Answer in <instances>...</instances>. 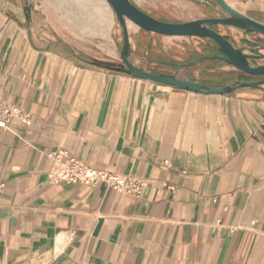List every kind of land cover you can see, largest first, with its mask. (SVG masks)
I'll return each mask as SVG.
<instances>
[{
	"label": "crops",
	"instance_id": "obj_1",
	"mask_svg": "<svg viewBox=\"0 0 264 264\" xmlns=\"http://www.w3.org/2000/svg\"><path fill=\"white\" fill-rule=\"evenodd\" d=\"M223 1L264 25V0ZM131 2L172 23L218 16L197 0ZM136 28L131 60L143 70L172 73L152 59L162 52L212 54L204 40ZM121 44L106 0H0V96L31 116L0 129V264H264V86L199 94L91 61L115 60ZM179 76L214 87L258 79L220 60ZM58 150L145 187L130 196L49 183Z\"/></svg>",
	"mask_w": 264,
	"mask_h": 264
},
{
	"label": "water",
	"instance_id": "obj_2",
	"mask_svg": "<svg viewBox=\"0 0 264 264\" xmlns=\"http://www.w3.org/2000/svg\"><path fill=\"white\" fill-rule=\"evenodd\" d=\"M111 7L117 26L121 33V48L119 57L121 67L110 65L101 66L106 69L127 74L133 78L150 81L170 87L183 89L193 93L206 95H228L244 88L263 89L264 86V44L251 42L247 36L255 34L264 38V25L235 11L223 0H197L218 16L195 19L183 23L161 21L143 12L135 6L131 0H106ZM25 11L31 15V6L27 5ZM128 23H132L138 29L161 36L173 38H198L206 41L211 50L210 56H201L189 62L179 63L175 70L169 74H158L143 70L131 60V47ZM215 26L236 29L242 35L245 44L253 47L235 46L217 30ZM204 60H220L231 65L237 71L257 80H235L230 84L214 87L207 84L182 79L180 71L185 67H196ZM94 65L99 66V64Z\"/></svg>",
	"mask_w": 264,
	"mask_h": 264
},
{
	"label": "built area",
	"instance_id": "obj_3",
	"mask_svg": "<svg viewBox=\"0 0 264 264\" xmlns=\"http://www.w3.org/2000/svg\"><path fill=\"white\" fill-rule=\"evenodd\" d=\"M12 119H19L26 126L31 124L29 112L0 96V129H6ZM48 157L52 161L47 175L49 183L67 181L91 186L101 182L108 189L130 196H139L145 187V181L136 177L92 169L64 150L52 152ZM2 191L0 184V195Z\"/></svg>",
	"mask_w": 264,
	"mask_h": 264
},
{
	"label": "rangeland",
	"instance_id": "obj_4",
	"mask_svg": "<svg viewBox=\"0 0 264 264\" xmlns=\"http://www.w3.org/2000/svg\"><path fill=\"white\" fill-rule=\"evenodd\" d=\"M179 41H184V40H179ZM194 41H195V43L193 44L194 46H197V47L201 46L202 43L200 41H197V40H194ZM182 43H184V42H182ZM169 47L171 49L173 46L170 44ZM170 53L172 55L171 57L170 56L167 57L166 54L164 52H162V55H161L160 59L157 58V55L155 57H153L152 59L154 61L158 62L161 65V68H164V65H169L170 66L171 63H177V64L184 63V62H188V61H193L192 59L194 57H196V56L197 57H201L200 56L201 54L198 53V52H195V54L193 56H191V57H187V54H185L184 52H183L184 54L183 53L182 54L174 53L172 51ZM202 54H207V51H205V50L202 51ZM98 57H99V59H94V60H91V61L98 62V63H101V64L112 65L113 67H121L122 66V63H121V60H120L119 56H116V59L113 60V61H103V60H100V56H98ZM196 69L197 68H190L189 70H186V72L183 74V76L186 77V76H188L189 73L192 74L194 72H197ZM172 72H173V70H172ZM168 74H171V73H168Z\"/></svg>",
	"mask_w": 264,
	"mask_h": 264
},
{
	"label": "trees",
	"instance_id": "obj_5",
	"mask_svg": "<svg viewBox=\"0 0 264 264\" xmlns=\"http://www.w3.org/2000/svg\"><path fill=\"white\" fill-rule=\"evenodd\" d=\"M196 58H198V57L196 56V57H194L192 60H195ZM188 62H189V61H188ZM94 63H95V64H99V66H105V64L102 65L101 63H98V62H94ZM106 65H108V64H106ZM176 65H177V63H171V64H170L171 69H172L173 71L175 70ZM110 66H112V65H110ZM158 74H160V73H158ZM165 75H169V74H165Z\"/></svg>",
	"mask_w": 264,
	"mask_h": 264
},
{
	"label": "bare ground",
	"instance_id": "obj_6",
	"mask_svg": "<svg viewBox=\"0 0 264 264\" xmlns=\"http://www.w3.org/2000/svg\"><path fill=\"white\" fill-rule=\"evenodd\" d=\"M131 26L133 27V26H135V25H133L132 23H128V28L131 27ZM135 27H136V26H135Z\"/></svg>",
	"mask_w": 264,
	"mask_h": 264
}]
</instances>
